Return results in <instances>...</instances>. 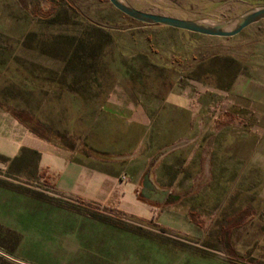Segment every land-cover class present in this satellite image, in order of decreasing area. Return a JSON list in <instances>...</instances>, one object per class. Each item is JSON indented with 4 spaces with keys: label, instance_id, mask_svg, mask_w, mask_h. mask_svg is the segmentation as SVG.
I'll return each instance as SVG.
<instances>
[{
    "label": "rangeland",
    "instance_id": "rangeland-1",
    "mask_svg": "<svg viewBox=\"0 0 264 264\" xmlns=\"http://www.w3.org/2000/svg\"><path fill=\"white\" fill-rule=\"evenodd\" d=\"M125 1L212 20L264 4ZM147 26L109 0H0V104L60 146L102 155L101 147L115 144V122L101 116V106L124 71L132 84L156 88L141 94L143 101L162 100L175 83L202 84L191 88L187 109L151 110L150 154L178 145L153 164L151 177L181 195L156 203L155 219L132 192L120 205L126 212L88 197L99 190L95 170L92 185L75 184L66 195L32 149L22 148L18 158L0 154V264H264V127L253 111L229 105L225 93L240 75L264 79V20L234 37H198L187 68L169 48L163 68L134 56L157 52L144 35ZM106 121L111 134L103 132Z\"/></svg>",
    "mask_w": 264,
    "mask_h": 264
},
{
    "label": "crops",
    "instance_id": "crops-1",
    "mask_svg": "<svg viewBox=\"0 0 264 264\" xmlns=\"http://www.w3.org/2000/svg\"><path fill=\"white\" fill-rule=\"evenodd\" d=\"M147 27L144 35L150 38V44L154 45L157 52L144 54L139 51L134 56L142 60L146 56L148 61L158 68L168 66L166 63L170 62L168 48L182 58L180 66L187 68L192 64L187 57L194 51V42L199 39L198 37L223 38L168 26L149 25ZM124 72V77L115 85L110 97L101 106V116L115 122V144L107 143L101 147L105 152L102 155L87 154L83 150H72L43 139L30 132L24 124L2 109H0V154L6 157L18 156L22 148L37 151L39 167L46 172L57 190L66 195L69 190H74L75 184L84 185L88 182V185H92L96 176L90 175L95 170V174L101 178L97 180L99 190L83 194L97 200L98 204H116L120 208L125 196L132 192L137 201L152 207L154 210L152 216L156 215L155 206H152L149 200H140V193L137 192L140 175L147 168L148 160L153 155L147 147V130L152 118L151 110L163 107L177 110L187 109L192 102V95H195L191 88L201 90L202 84L192 79L189 84L175 83L162 100L143 101L141 94L148 91L155 92L156 88L148 90L141 88L142 85L136 86L126 79V71ZM151 81L154 87L159 85L155 83V80ZM225 93L229 105L253 111L258 124L264 127V79H253L246 74L240 75L234 79ZM166 119V124L172 123L169 116H166ZM110 126L111 123L106 121L103 132L111 134ZM107 141L111 140L107 139ZM261 148L264 149V145ZM92 160L100 161L101 165H93Z\"/></svg>",
    "mask_w": 264,
    "mask_h": 264
},
{
    "label": "water",
    "instance_id": "water-1",
    "mask_svg": "<svg viewBox=\"0 0 264 264\" xmlns=\"http://www.w3.org/2000/svg\"><path fill=\"white\" fill-rule=\"evenodd\" d=\"M109 2L124 15L146 25L168 26L175 29H181L192 33L213 37H233L241 33L250 25L264 20V4L253 6L241 14L225 20H212L207 18H180L143 11L135 8L125 0H109ZM176 146L164 148L159 153L155 154V156L151 159V162L142 178V189L140 195L144 199L162 204L164 202H176L181 198L180 194H175L170 192L168 189L158 187L151 177V169L153 164L161 156L168 153Z\"/></svg>",
    "mask_w": 264,
    "mask_h": 264
},
{
    "label": "trees",
    "instance_id": "trees-1",
    "mask_svg": "<svg viewBox=\"0 0 264 264\" xmlns=\"http://www.w3.org/2000/svg\"><path fill=\"white\" fill-rule=\"evenodd\" d=\"M0 107H1V108H4L6 112L10 113V114H11L13 117H15L18 121H20L22 124H24V125L28 128V130H29L30 132H32L33 134H35V135H37V136H39V137H41V138H43V139L50 140V139L48 138V136L44 133V131H43L42 128H40L38 125H35V124H33L32 122H30V120H28V118L23 117L22 114L17 113V112H15V111L11 110L10 108H5V107H3V105H1V104H0ZM26 151H27V150H26ZM32 151H33L35 154L39 155V153H38L37 151H35V150H32ZM87 154H89V153H87ZM18 157H19V156H17V158H18ZM139 199H140V200H143V201H147V200H145L140 194H139ZM148 202H150V201H148ZM150 203H151L152 205H154L155 207L159 205V204H156V203H153V202H150ZM189 216H190V220L193 221L192 213H191V212L189 213ZM155 217H156V215L154 214V215L152 216L151 219H155ZM193 222H194V221H193Z\"/></svg>",
    "mask_w": 264,
    "mask_h": 264
}]
</instances>
